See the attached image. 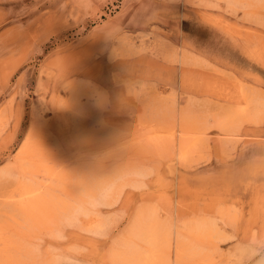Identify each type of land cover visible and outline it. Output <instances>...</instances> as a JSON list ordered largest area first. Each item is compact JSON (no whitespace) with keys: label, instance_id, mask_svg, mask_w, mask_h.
Wrapping results in <instances>:
<instances>
[{"label":"rangeland","instance_id":"rangeland-1","mask_svg":"<svg viewBox=\"0 0 264 264\" xmlns=\"http://www.w3.org/2000/svg\"><path fill=\"white\" fill-rule=\"evenodd\" d=\"M260 12L245 14L226 0H0V210L6 209L0 216L15 212L10 203L17 199L20 178L44 180L41 174H21L16 159L32 114L38 113L53 149L62 152V164L71 170L79 148L74 125L93 131L125 127L153 95L178 110L189 105L201 116L195 125L203 133L197 136L207 148L186 167L178 163L176 147L172 157H146L140 186H123L113 205H95V217L106 219L101 233L82 229L93 223L83 218L78 225L61 226L59 237L38 233L34 245L50 255L73 246L83 264H108L112 241L125 233L141 204L152 203L161 219L179 221L195 213L213 218L222 234L218 264L259 263L264 259V110L257 122H244L226 139L205 111L241 106V88L262 98L264 109V9ZM67 87L84 92L80 125L58 105L68 98ZM9 192L14 196L8 198ZM219 207L229 208L233 220L221 218Z\"/></svg>","mask_w":264,"mask_h":264},{"label":"bare ground","instance_id":"bare-ground-1","mask_svg":"<svg viewBox=\"0 0 264 264\" xmlns=\"http://www.w3.org/2000/svg\"><path fill=\"white\" fill-rule=\"evenodd\" d=\"M226 2L249 15L256 16L264 9V0ZM66 91L68 98L58 105L69 118L80 122L87 107L80 104V96L84 92L78 91L77 87H67ZM246 93L242 88L239 91V99L244 102L241 106L208 107L205 111V116L213 119L221 138L236 136L239 126L244 122H257L260 119L261 110H264L259 101L262 98L257 100ZM189 107L186 105L178 110L174 105H168L166 99L152 95L144 105V112L137 119L130 118L132 122L127 126L124 124L125 127L93 131L78 122L80 126L74 125L79 147L74 155L77 165L71 170L62 164L64 157L59 154L62 152L53 149L52 140L49 141L45 135L38 113L32 114L27 135L17 150L16 161L22 165L19 171L21 174H41L44 180L39 183L21 181V178L20 181L15 180L17 199L10 203L13 206L11 210L15 212L10 214L11 211H8L6 218L0 216V264H60L61 261L83 264L74 254L77 252L76 247L64 251L61 249V252L51 250L54 255H50L51 252H41L37 247L39 243L34 245L33 239L40 232L59 237L61 226L78 225L83 218L93 223L82 229L101 233L106 219L95 217V205H113L119 197L114 193L123 186H140L137 180L140 181L146 174L142 164L148 156L165 154L172 157L170 151L173 152L176 147L178 163L188 166L194 155L207 146L203 138L197 136L203 133L195 125L201 116L194 114L196 112L191 113ZM221 143L222 139H219L220 147ZM8 166V171H11V166ZM170 169L175 170V164L172 163ZM128 178L130 181L127 183L125 181ZM13 196L9 192L8 198ZM151 205L141 204L125 233L112 241L105 256L108 264H218L215 259L221 255L218 243L222 234L213 218L195 213L179 221L167 214L161 219L158 208ZM216 213L221 218H234L231 210L226 207H219ZM257 264H264V259Z\"/></svg>","mask_w":264,"mask_h":264}]
</instances>
